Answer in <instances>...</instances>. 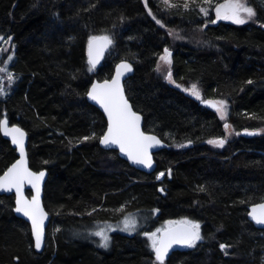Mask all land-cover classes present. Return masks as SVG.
<instances>
[{
    "label": "trees",
    "instance_id": "1",
    "mask_svg": "<svg viewBox=\"0 0 264 264\" xmlns=\"http://www.w3.org/2000/svg\"><path fill=\"white\" fill-rule=\"evenodd\" d=\"M222 1L0 0L2 46L12 37L0 62L12 56L14 76L0 119L26 131L29 166L47 171L50 214L37 251L28 223L13 213V194H0V264H152L142 233L182 218L199 222L203 239L171 251L165 264H264V229L247 219L248 206L264 200V0H246L252 21L211 23ZM90 36L112 40L91 71ZM165 48L173 83L160 65ZM121 60L133 66L124 88L143 130L169 146L154 153L152 173L99 146L106 121L86 93ZM194 84L201 99L185 91ZM202 100L226 101L225 118ZM215 139L224 145L208 143ZM16 157L0 132V175ZM126 214L147 222L98 247L95 229Z\"/></svg>",
    "mask_w": 264,
    "mask_h": 264
},
{
    "label": "snow or ice",
    "instance_id": "2",
    "mask_svg": "<svg viewBox=\"0 0 264 264\" xmlns=\"http://www.w3.org/2000/svg\"><path fill=\"white\" fill-rule=\"evenodd\" d=\"M212 0H203L204 4L211 5ZM164 3L169 4V0H164ZM147 7V4H145ZM185 7H188V3H185ZM200 12L204 16H208V9L201 6ZM149 15H153L149 10ZM255 15L252 7H249L246 0H223L222 3L215 4V20H211V23H216L217 20H230L235 24H245ZM155 19V16H153ZM157 24L161 21L156 20ZM3 40V37H0ZM12 37H8L6 43H10ZM112 43V40L108 36L89 37L88 43V63L91 66L89 71L95 67L99 61V57L102 55L105 48ZM0 51H5L0 49ZM13 59L12 56L8 57V61H5L4 66L0 67V73L7 74L8 84L11 85L14 81V76L7 71L9 62ZM163 64H171V52L168 48H165L163 54L159 57ZM131 71V65L122 63L117 65L116 75L111 81L105 80L103 83L93 82L91 88L87 92V96L96 101L102 108L107 116V129L102 136L99 137V142L104 146H117L120 153L127 156L128 160L133 164H140L146 168L152 167V157L150 155V149L156 145H159L161 141L154 135L145 134L140 127L141 117L132 110V106L124 95V90L120 83L121 76L125 72ZM170 82L172 81V72L169 69L166 76ZM248 83H252L248 81ZM179 87V85H177ZM190 91L191 95L197 99H201L199 89L194 84L191 89H185ZM6 90L4 82L0 79V95H5ZM210 103V102H206ZM212 106L218 113L221 114V119L226 116L227 104L226 101L220 100L212 103ZM229 126L225 124L227 129ZM0 131H3L5 136L11 138L14 145L19 150L20 158L12 163L2 175H0V190L11 191L15 189V211L23 214L31 221V234L35 241V248L40 249L45 235V218L47 213L44 211L40 203V183L45 176L44 171L39 173L33 172L28 167V162L25 152V135L24 130L18 126H8L7 119H0ZM247 132V130H246ZM247 134L253 135L255 132H248ZM95 133L93 137L95 138ZM85 140L90 139L84 137ZM209 144L216 146H223L225 140L215 139L209 140ZM170 174V170H169ZM164 173H160L157 176L159 180ZM30 184L35 190V195L31 200L24 198L22 189L24 184ZM203 190V188H201ZM163 191V189H160ZM157 211V210H154ZM248 216L251 217L256 224L264 225V203H258L251 205V210L248 212ZM122 231L134 232L136 231V221L130 217L124 219ZM166 227L156 229L155 231H145L142 233L147 238L148 247L154 253L155 260L152 264H165V258L169 255V250L174 245H180L187 248H194L198 241L203 239L200 232V223L188 218H182L178 221H166ZM109 229L100 228L92 233V235L99 237V246L107 248L109 246L110 237L108 236ZM228 246L220 244V249L223 251Z\"/></svg>",
    "mask_w": 264,
    "mask_h": 264
},
{
    "label": "water",
    "instance_id": "3",
    "mask_svg": "<svg viewBox=\"0 0 264 264\" xmlns=\"http://www.w3.org/2000/svg\"><path fill=\"white\" fill-rule=\"evenodd\" d=\"M262 29H264V25H262ZM97 37H101V36H97ZM88 43H89V42H88ZM108 48H109V45H108L107 48L104 49L102 55L99 57V61H98V63H96V65H95V67L100 63V61H101L102 58H103V55L105 54V52L107 51ZM87 59L89 60V57H88V45H87ZM122 63H127V64L131 65V63L128 62V61H126V60H121V61H119L118 63L115 64L114 69H113V73H112V75H111V77H110L109 79H104V80L94 79V80L91 82V84H90V86H89L87 92H88L89 89L91 88L93 82L103 83L105 80L111 81L112 78L116 75L117 65H120V64H122ZM132 74H133V66L131 65V71L125 72L124 75L121 76V78H120V83H121V86H122V88H123V90H124V95H125L126 99H127V96H126V93H125L124 82H125V80H126L127 78H129ZM86 98H87V101H88L90 104H92L93 106H95V107H96V108L102 113V115H103V117H104V119H105V121H106V127H105V130H104V132H105L106 129H107V116H106V114L104 113L103 108H102V107H101L96 101L90 99V98L87 96V93H86ZM127 100H128V99H127ZM128 102H129V104L131 105V103H130L129 100H128ZM206 102H210V103H206ZM200 104H202V105H204V106L213 107V106H212V101H209V100H202V101H200ZM131 106H132V105H131ZM132 110H133L134 112H136V111L133 109V107H132ZM136 113H137L138 115H140V117H141V121H140V127H141V130H142L145 134H147V135H154V136H156V137L161 141V143H160L159 145H156V146L152 147V148L149 150V151H150V155H151V157H152V167H151V168H146V167H144L143 165H140V164H133L131 161L128 160V158H127L126 155L120 153L119 148H118L117 146L112 145V146H107V147H106V146H104V145H101L100 142H99V146H100V148H102V149H104V150H116L117 153H118V156H119L122 160H124V161H125L130 167H132V168H134V169H136V170H138V171L144 172V173H152V172H154L155 169H156V161H155V159H154V153L158 152V151L161 150V149L169 148V146H168L165 142H163V141H162L157 135H155V134H153V133L145 132V131L143 130V116H142L140 113H138V112H136ZM1 119H7V118H6V117H3V118H1ZM7 121H8V119H7ZM8 126L11 127V126H13V125L10 124L9 121H8ZM15 126H18V125H15ZM18 127H20V126H18ZM20 128H21V127H20ZM22 129H23V128H22ZM23 130H24V129H23ZM0 132H1L2 136H3L6 140H8V141L10 142V144L12 145V147L15 148V151H16V155H17V157H16V159L12 162V163H14L16 160H18V159L20 158L19 150H18L17 146L14 145V144L12 143L10 137L5 136L4 133H3V131H0ZM24 132L26 133L25 130H24ZM104 132H103V134H104ZM247 133H248V132H246V131L242 132L243 135H249V134H247ZM103 134H102V135H103ZM27 143H28V136H27V133H26V135H25V140H24V145H25V152H26V158H27V162H28V167H29V169H30L31 171H33V172H36V173H39L40 171H44V172H45V176H44V178L42 179V181H41V183H40V203H41V206L43 207L44 211L48 214L47 217L45 218V221H44V224H45V234H46V229H47V226H48L49 221H50V214L46 211V209L44 208V205H43V188H44V184H45L46 179H47V171H46L45 169H41V170H33V169L29 166V159H28V154H27ZM12 163H11V164H12ZM11 164H10V165H11ZM10 165H9V166H10ZM9 166H8V167H9ZM8 167H7V168H8ZM7 168H6V169H7ZM6 169H5V170H6ZM5 170H4V171H5ZM4 171H3V172H4ZM2 174H3V173H2ZM2 174H1V175H2ZM27 190L30 192V195H29V196L26 194V191H27ZM22 193H23V196H24L25 199H27V200H31L32 197L35 195V190L32 188V186H31L30 184L25 183L24 186H23V189H22ZM0 194H5V195L13 194V196H14L13 213H14L17 217H19L20 219H22V220H24L25 222L28 223V225H29V227H30V233H31V221H30L27 217L23 216V214H21V213H17V212L15 211V207H16V204H15V200H16V192H15V189H13V190H11V191H3V190H0ZM259 203H264V200L261 201V202H259ZM256 204H258V203H256ZM252 205H253V204H252ZM250 210H251V205L248 206L247 219L253 224V226H254L255 228H257V229H264V225L256 224L255 221H253V220L251 219V217L248 216V212H249ZM31 238H32V240H33V244H34V247H35V241H34V238L32 237V234H31ZM44 240H45V235H44ZM44 240H43V243H42V246H41L40 249H36V248H35L37 251H41V250L44 248ZM181 248H184V247H183V246H180V245H174L173 248L169 250V253H170L171 251H173V250H177V249H181ZM166 259H167V257L165 258V260H166Z\"/></svg>",
    "mask_w": 264,
    "mask_h": 264
},
{
    "label": "rangeland",
    "instance_id": "4",
    "mask_svg": "<svg viewBox=\"0 0 264 264\" xmlns=\"http://www.w3.org/2000/svg\"><path fill=\"white\" fill-rule=\"evenodd\" d=\"M223 2V1H222ZM221 2V3H222ZM248 5V4H247ZM249 6V5H248ZM249 7H251V6H249ZM213 16H214V19H216V16H215V7L213 8ZM252 19H253V17L250 19V20H248V21H252ZM222 21H224V22H228V23H233L232 21H230V20H222ZM247 21V22H248ZM233 24H235V23H233ZM3 46H2V41H0V49L2 48ZM7 47H8V43H7V46L5 47H3L2 49H4V50H7ZM3 51H0V57L2 56V53ZM0 61H1V59H0ZM160 65H161V68H162V71H163V74H164V77L166 78V76H167V74H168V70H169V65H166V64H163L161 61H160ZM4 66V62L1 64V62H0V67H3ZM160 68V67H159ZM7 71H8V69H7ZM9 72V71H8ZM0 79H2L3 80V82H4V87H5V90H6V93H7V91H8V87L10 86L9 84H8V80H7V74L6 73H0ZM168 80V79H167ZM169 81V80H168ZM173 81V80H172ZM170 82V81H169ZM173 83V82H172ZM191 87H192V85H190L189 86V89H191ZM180 89H184V87H182V86H180L179 87ZM0 96H4V95H0ZM227 109H228V106H227ZM227 109H226V114H227ZM229 129V128H228ZM216 146V145H215ZM219 147H221V146H219ZM126 217H130L131 219H133V220H135L136 221V225H137V228H136V231L139 229V227H140V224H143V223H146L147 222V219L146 218H142V219H140V218H138L136 215H130V214H126L125 216H122V217H120L119 219H117L116 221H114V222H107V221H104V222H102L101 224L102 225H100L98 228H96L95 229V231H97V230H99L100 228H107V229H109V231H108V236H109V234H111L112 232H119V233H122V234H131V233H133V232H127V231H122L121 229H122V227H123V221H124V219L126 218ZM166 221H169V220H164L163 222H161L159 225H157L156 227H154V228H152L151 229V231H155L156 229H161V228H164V227H166V224H165V222ZM150 231V232H151ZM135 232V231H134ZM92 235V234H91ZM92 237H94L95 238V240H96V242H97V245H98V247H100L99 246V242H100V238L99 237H96V236H94V235H92ZM110 237V236H109ZM109 247H110V242H109V246L107 247V248H102V247H100V248H102V249H104V250H107V249H109Z\"/></svg>",
    "mask_w": 264,
    "mask_h": 264
},
{
    "label": "bare ground",
    "instance_id": "5",
    "mask_svg": "<svg viewBox=\"0 0 264 264\" xmlns=\"http://www.w3.org/2000/svg\"><path fill=\"white\" fill-rule=\"evenodd\" d=\"M250 206V205H249ZM247 211H248V209H247Z\"/></svg>",
    "mask_w": 264,
    "mask_h": 264
}]
</instances>
